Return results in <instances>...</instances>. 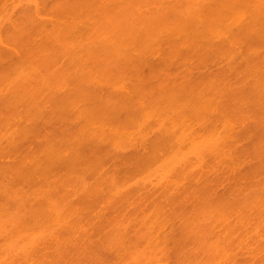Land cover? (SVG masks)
Masks as SVG:
<instances>
[{"label":"rangeland","instance_id":"rangeland-1","mask_svg":"<svg viewBox=\"0 0 264 264\" xmlns=\"http://www.w3.org/2000/svg\"><path fill=\"white\" fill-rule=\"evenodd\" d=\"M86 1L0 0V264H264V0Z\"/></svg>","mask_w":264,"mask_h":264},{"label":"bare ground","instance_id":"bare-ground-1","mask_svg":"<svg viewBox=\"0 0 264 264\" xmlns=\"http://www.w3.org/2000/svg\"><path fill=\"white\" fill-rule=\"evenodd\" d=\"M61 1H67V0H61ZM70 1H71V0H70ZM75 1H76V2H75ZM78 1H80V2L78 3ZM84 1H86V0H84ZM84 1H83V0H82V1H81V0H73V2H74L73 5H75L76 3L79 4V6H78V4L76 5V6H77V9H75V10H78L79 7H81V8H79V9H82V10H83V8H82L83 6H85L84 10H87L89 6L91 7V5L88 6V3H89V2H87V1L84 2ZM81 2H82V3H81ZM66 3H67V2H66ZM69 3H70V2H69ZM83 3H84V4H83ZM188 3H189V2H188ZM188 3H187V4H188ZM63 4H65V3H63ZM81 4H82V5H81ZM187 4H186V5H187ZM189 4H190V3H189ZM192 4H193V3H192V1H191V5H192ZM62 6H63V5H62ZM86 6H88V7L86 8ZM32 7L34 8V6H32ZM32 7H30L29 10L34 11V9H33ZM36 7L38 8L37 4H35V9H36ZM90 7H89V10H90ZM92 7H93V6H92ZM186 7H188V6H186ZM190 7H191V6H190ZM192 7H193V5H192ZM192 7H191V8H192ZM62 8H64V6H63ZM188 8H189V7H188ZM91 9H92V11H93V8H91ZM161 9H162V8H161ZM185 9H186V8H185ZM62 10H63V9H62ZM180 10H181V9H180ZM195 10H196V9H195ZM198 10H199V9H198ZM35 11H36V10H35ZM63 11L65 12V10H63ZM78 11H81V10H78ZM92 11H91V10H90V11L87 10V12L90 13L89 15L92 16V22H93V15H92V13H91ZM190 11H191V12H190L191 14H194V13H192L193 10H190ZM29 12H30V11H29ZM69 12H70V11H69ZM74 12H75V11H71V12H70L71 15H73V16L70 17V21L74 19V22L72 21V23H74V26H75V23H76L75 21H76L77 19H80L81 21H83V20H82L83 17L81 16L82 14H80V12H78V13H77V11H76L75 13H74ZM187 12H188V11H186V13H187ZM198 12H199V11H198ZM198 12H197V15H198ZM200 12H201V11H200ZM200 12H199V13H200ZM195 13H196V11H195ZM79 14H80V15H79ZM161 14H162V13H161ZM187 14H188V13H187ZM184 15H185V14H184ZM188 15H189V14H188ZM197 15H196V17H197ZM202 15H203V14H202V12H201V13H200V16H202ZM66 16H67V15H66ZM69 16H70V14H69ZM75 16H76L77 18H76ZM80 16H81L82 18H81ZM84 16H85V15H84ZM163 16H164V15H163ZM165 16H166V13H165ZM165 16H164V17H165ZM193 16H194V15H193ZM200 16L198 15V17H200ZM67 17H68V16H67ZM72 17H73V18H72ZM74 17H75L76 19H75ZM78 17H80V18H78ZM172 17H174V16H172ZM203 17H206V18H207V14L203 15ZM178 18H179V17H178ZM181 18H183V17H181ZM189 18H190V17H188V19H189ZM166 19H168V18H166ZM176 19H177V18H176ZM176 19H175V20H176ZM185 19H187V18H185ZM68 20H69V19H68ZM80 20H77V21L79 22V25H78V22H77V26H78V27L81 26V25H80V22H81ZM169 20H170V19H169ZM182 20H184V19H182ZM182 20H180L181 23H178V22H177V24H176V21H174V22H175L174 24H176L175 26H177V28L181 27L180 25L178 26V24H182ZM195 20H196V19H195ZM195 20H194V21H195ZM60 21H62V20H60ZM64 21H65V20H63V22H59L58 20H57V21H56V20H55V21H52L53 27H54L55 25H56V26H55L56 28H57V27L59 28L60 26L62 27V25H64V24L66 23V22L64 23ZM70 21H69V22H70ZM172 21H173V20H170L169 23H171ZM54 22H55V23H54ZM58 22L61 23V24H58ZM90 22H91V21H90ZM197 22H200V21L197 20ZM62 23H63V24H62ZM67 23H68V22H67ZM72 23H70V24L72 25ZM84 23H85V22H84ZM172 23H173V22H172ZM172 23L170 24V26L175 27L174 24H172ZM54 24H55V25H54ZM81 24H82V23H81ZM91 24H93V23H90V26H88V24H87L88 27H87V26H83V28L85 29V33H84V35L87 34V36L85 35V37H86L85 40H86V41H84V44H83V47H84L85 49L82 48V50H85L86 52L84 51V53H86V54L88 53L89 50H90L89 52H90L91 54L93 53V48H92L93 46H92V44H91V42L93 41V38H91V36L93 37V35H92V33H91V32H93V26L91 27ZM167 24H168V22H167ZM57 25H60V26H57ZM66 25L69 26V24H66ZM84 25H85V24H84ZM72 26H73V25H72ZM64 27H65V26L62 27L63 30H62L61 28H59L60 30H59V29L56 30V28H55V30L53 29V30L56 31V32H59V31L61 32V33L59 32L60 34H58V35H59V40L61 39L60 37H62V38L65 37V38H66V36H67L68 38H70V37H72L73 34L75 33V32L72 33V29H75L76 26H75L74 28H70L71 30L69 29L70 26H69L68 28L66 27L68 30H70V33L68 32V30H67V32H66V30H65L66 28H64ZM81 27H82V26H81ZM86 27H87V28H86ZM148 28H149V26H148ZM150 28H151V26H150ZM150 28H149V29H150ZM145 29H146V28H145ZM86 30H87V31H86ZM89 30H90L91 32H90ZM150 30H152V31H150ZM150 30H148V33H149V31H150L151 33H153L154 30H153L152 28H151ZM88 31H89V32H88ZM56 32H55V33H56ZM62 32L65 33V34L67 33V35H64V36H63V33H62ZM76 32H77V31H76ZM146 32H147V29H146ZM90 33H91V35H89ZM70 34H71L72 36H71ZM89 36H90V37H89ZM88 37H89V38H88ZM57 38H58V36H57ZM65 38H64V41H65ZM68 38H66V39H68ZM87 39H89V40H87ZM59 40H58V41H59ZM62 40H63V39H62ZM62 40H60V41H62ZM88 41H90V42H89V44L86 46V44L88 43ZM86 42H87V43H86ZM60 43H61V42H60ZM92 43H93V42H92ZM64 45H65V44H64ZM90 45H91V46H90ZM89 46H90V47H89ZM87 47H88V48H87ZM90 48H92V49H90ZM90 53H88L87 55H89ZM91 54L89 55L90 57H91ZM90 73H93V71H91ZM90 73H89L88 75H89L90 78H91V74H90ZM92 76H93V74H92ZM91 79H93V78H91ZM0 219L2 220L3 218H0ZM7 219H8V218H7ZM11 219H12V220H11ZM11 219L6 220V219L4 218L5 222H3V224L1 223L2 221L0 220V232L2 233V237H1L2 239H1V238H0V239H1L2 241H4V239H5V241H6L7 239H9L10 236H11V233H12L13 235H15V236H18V235H19V233H17V232H19L18 229H19L20 223H19L17 220H15L16 218H11ZM13 219H14V220H13ZM19 219H20V218H19ZM24 219H25V218H24ZM56 219H58V218H54V220H56ZM59 219H60V218H59ZM10 220H11V221H10ZM22 220H23V219H22ZM60 220H61V219H60ZM60 220H59V221H60ZM24 221H25V220H24ZM40 221H41V220H40ZM42 221H43V218H42ZM57 221H58V220H57ZM9 223H10V224H9ZM11 223H12V224H11ZM17 223H19V225H17ZM1 224H2V225H1ZM5 224H7L8 226H6ZM10 225H12L13 227L16 225V227L12 228V226H10ZM23 226H25V225H23ZM26 226H27V225H26ZM9 227H10V228H9ZM21 228H22V227H21ZM26 228H27V227H25V229H26ZM1 229H2V230H1ZM10 229H11V231H9ZM13 229H14V230H13ZM4 230H5V231H4ZM26 230L28 231V229H26ZM147 230H148V229H147ZM15 231H16V232H15ZM21 231L23 232L24 229H22ZM27 231H26V232H27ZM1 233H0V234H1ZM20 233H21V232H20ZM24 233H25V232H24ZM24 233H23V234H24ZM16 234H17V235H16ZM21 234H22V233H21ZM4 235H5V236H4ZM19 236L21 237V235H19ZM22 236H23V235H22ZM24 236H26V235H24ZM27 236H29V235H27ZM206 237H207V236H206ZM211 237H212V236H211ZM209 238H210V235H209ZM213 238H214V237H213ZM213 238H212V239L210 238V239L213 240ZM206 239H208V238H206ZM210 239H208V241H209ZM204 240H205V239H204ZM202 241H203V240H202ZM220 241H221V240H220ZM206 242H207V240H206L204 243H206ZM209 242H211V241H209ZM31 243L33 244V242H31ZM211 243H212V242H211ZM215 243H216V242H215ZM219 243H220V242H219ZM18 244H19V243L17 242V243L14 244V245L9 244V245L7 246V253H8V255H9V259H10L9 262H8V264H11V263H12V262H11L12 257H14V256H26V255L28 254V246L25 245V244H23V245H18ZM201 244L203 245V242H202ZM206 244H209V243L207 242ZM206 244L203 245V248L210 247V246H207ZM212 246H213V245H212ZM216 246H217V245H215V246H213V247H210V250H213V248H214L215 251L213 250L212 252H209L210 250H209L208 248H206L207 251H204L205 254H203L204 256L202 257L203 260H204L205 258H207V255H206V254H209V253H210V256H208V259H207V260H208V263H207V261H205L206 259L204 260V261L206 262L205 264H214L213 260L216 261V259H217V258L214 259V256L217 255L216 257H220L219 255H222V256L225 255L224 253H226V251L223 250L221 247H220V248H221V249H220V248H219V245L217 246V249H218V250L216 251V249H215ZM200 249H201V248H200ZM201 250H202V249H201ZM221 250H222V252H221ZM224 251H225V252H224ZM198 252H200V251H198ZM206 252H207V253H206ZM214 252H217V253H214ZM218 252H219V253H218ZM136 253H137V252H136ZM196 253H197V252H196ZM222 253H223V254H222ZM137 255H138V253H137ZM139 255H140V254H139ZM201 255H202V253H201ZM205 255H206V256H205ZM211 255H212V257H211ZM149 256H151V255H149ZM149 256H148V258H149ZM153 256H155V255L153 254L152 257H153ZM222 256H221V257H222ZM146 257H147V256H145V258H144V256H143L142 258L145 260ZM204 257H205V258H204ZM210 257L213 259V260L211 261V263H209V261L211 260ZM132 258L135 259L134 257H132ZM137 258H138V256H137ZM154 258H155V257H153V259H154ZM143 259H142V260H143ZM156 259H158V258H156ZM195 259H197V257H196ZM199 259H200V257H199ZM202 259H201V260H202ZM137 260H138V259H137ZM140 260H141V258H140ZM142 260H141V261H142ZM149 260L152 261V259H149ZM201 260H198V263L201 262ZM203 260H202V261H203ZM133 261H134V262H140V263H138V264H142L141 261H135V260H133ZM133 261H132V262H133ZM146 261H147V260H146ZM153 261L156 262L155 260H153ZM159 261H160V260L158 259V262H157L156 264H159V263L162 264V263L159 262ZM194 261H195V260H192L191 262H193V264H194ZM217 261H218V259H217ZM143 262H144V261H143ZM191 262H190V263H191ZM147 263L149 264V261H148ZM190 263H189V264H190ZM215 263H216V262H215ZM4 264H6V263L4 262ZM127 264H128V263H127ZM136 264H137V263H136ZM144 264H145V263H144ZM153 264H155V263H153ZM187 264H188V263H187ZM199 264H200V263H199ZM201 264H204V263H201ZM220 264H227V263H220Z\"/></svg>","mask_w":264,"mask_h":264}]
</instances>
